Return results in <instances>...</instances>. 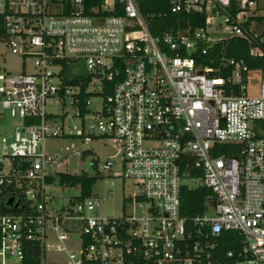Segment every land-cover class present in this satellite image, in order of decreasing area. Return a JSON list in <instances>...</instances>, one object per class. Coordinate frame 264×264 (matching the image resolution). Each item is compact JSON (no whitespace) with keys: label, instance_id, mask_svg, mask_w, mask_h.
<instances>
[{"label":"built area","instance_id":"1","mask_svg":"<svg viewBox=\"0 0 264 264\" xmlns=\"http://www.w3.org/2000/svg\"><path fill=\"white\" fill-rule=\"evenodd\" d=\"M169 1L203 11L204 25L156 36L137 0H0V40L21 62L0 72V264H264V72L199 59L250 41L240 22L255 2L240 0L248 9L233 19L230 0ZM47 137L107 139L118 151L102 169L136 188L127 209L98 216L101 199L61 178L82 175L59 170L89 150L52 154ZM183 185L210 191L203 213L182 215ZM57 186L79 191L60 209ZM50 249L59 258L47 261Z\"/></svg>","mask_w":264,"mask_h":264},{"label":"rangeland","instance_id":"2","mask_svg":"<svg viewBox=\"0 0 264 264\" xmlns=\"http://www.w3.org/2000/svg\"><path fill=\"white\" fill-rule=\"evenodd\" d=\"M252 6L255 7L246 12L244 15L245 18L246 16L253 14V10L256 8V2ZM254 11L255 14L264 13L263 10ZM257 24L258 23H253L251 27L254 34H259L264 27L263 23L259 25ZM261 40L264 43V36H262ZM9 70L12 72H18L21 70L20 58L12 54L4 42L0 40V72ZM258 78L259 74L257 72L251 73V77L249 79V89L251 93L254 92L256 87L255 83L258 82ZM97 105L98 103L92 104V108H96ZM58 106L59 103L55 99L47 107V110L58 112L60 111ZM13 120L15 123L19 119L18 117H14ZM67 124L70 127L75 126L76 128H79V122L76 120L69 121ZM0 134H2L1 127ZM71 144H73L72 148L65 150V147H68ZM45 146L47 151L52 154L60 153L70 155L72 151L89 150V153L83 158L80 155H70L67 164L59 166V170L77 175L84 174L86 177L95 176V181L91 186V193L101 199V202L96 207V214L98 216H118L122 214L123 210L127 209V206L123 208L122 198L136 193V188L132 184L131 180L125 179L122 181L120 177H113V175H109L108 172L102 169V166L108 157L116 154L118 151L111 143L108 142L107 139L102 138L101 140H90L83 143L75 138L47 137L45 140ZM90 151L94 152V154L90 155ZM95 156H97V158ZM93 158L98 160L97 165L95 166L92 165ZM120 164L121 155H118L114 158V164L112 166L113 170H120ZM78 192V189L74 187L57 186V188L52 190V193L55 195V201L53 203L54 208L60 209L62 205H65L68 202L70 197L78 195ZM55 258L59 257L55 254L53 249H50L47 254V261Z\"/></svg>","mask_w":264,"mask_h":264},{"label":"trees","instance_id":"3","mask_svg":"<svg viewBox=\"0 0 264 264\" xmlns=\"http://www.w3.org/2000/svg\"><path fill=\"white\" fill-rule=\"evenodd\" d=\"M240 0H230V5L227 6V13L235 19L236 15L242 11L247 10L240 7ZM256 2V8L254 10L264 11V0H247ZM139 9L142 15L146 18L150 32L153 35H161L163 32L170 29H176L177 27L198 28L204 25L205 13L202 12H172L170 9L169 0H137ZM253 14L246 16V18L240 22V26L245 30H250V41L242 37H231L226 41H221L215 44L213 49L206 55H200L199 59L202 63H208L214 58V64L219 63V59L222 56L227 58H234L237 60H243L244 63L250 69H261L264 72V43L261 38L264 36V27L259 34H254L251 30L253 23L264 25V13ZM3 25V18L0 14V29ZM259 27V26H257ZM255 35V36H254ZM251 46H259L263 54L262 55H250L249 50ZM229 69V68H228ZM228 69L225 71L228 72ZM226 73V72H224ZM223 73V74H224ZM63 180H71L72 183L80 182L82 186V195H90L91 186L95 181L94 177L82 176H65L61 175ZM210 193L207 188H190L187 185L181 187V213L184 216H192L201 214L204 212V199ZM234 235V234H233ZM227 236V234H224ZM232 245H223L222 251L231 248ZM28 264H36L35 258H29Z\"/></svg>","mask_w":264,"mask_h":264},{"label":"water","instance_id":"4","mask_svg":"<svg viewBox=\"0 0 264 264\" xmlns=\"http://www.w3.org/2000/svg\"><path fill=\"white\" fill-rule=\"evenodd\" d=\"M5 118H6V128L10 126V112L8 109L4 110ZM3 120V119H2ZM11 200L8 201V204H11Z\"/></svg>","mask_w":264,"mask_h":264}]
</instances>
